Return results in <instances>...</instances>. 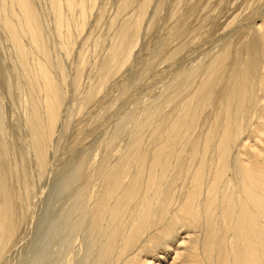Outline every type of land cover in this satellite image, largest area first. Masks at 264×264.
Listing matches in <instances>:
<instances>
[{
	"label": "bare ground",
	"instance_id": "1",
	"mask_svg": "<svg viewBox=\"0 0 264 264\" xmlns=\"http://www.w3.org/2000/svg\"><path fill=\"white\" fill-rule=\"evenodd\" d=\"M86 1L87 0H85V2ZM189 1L186 2L187 4L184 7L179 4L180 2L176 1L181 5V10L179 9L181 14L178 19V21L181 20V23L175 30L172 29L174 33L172 31L170 32L177 35V37H184L185 34L191 36L189 41L193 46L190 47L193 48L194 57L192 60L189 59L191 56L188 55L190 57L187 58L188 56H185V59H189L190 62L192 60L191 63L194 64V66L191 64V67L189 64V69L183 66L182 70L180 66V68L177 69V71L180 69L179 73L177 72L178 74H175L176 77L173 75L172 77L174 78L166 85L167 88L164 86L165 89L163 88V91L167 90V92H165L169 94L166 95L167 98L163 97L169 102L168 106H170V103H173L175 109L173 110L171 108V119L169 116V119H166L167 122L164 125H159V127L161 126L159 129L161 130L157 129V123L156 127H153V129H156L153 131L150 130V133H153L155 137H162V134L166 133L168 136L166 137L165 135L167 140H161V144L158 143L154 151L152 149L153 153L150 155L151 158L147 155L150 151L146 152L144 140H146L149 135H146L147 132L144 133L147 136L144 139L145 135L143 132L150 129L152 124H154V120L156 121L163 116V112L165 111L163 104H158L157 102H160L161 99L156 100L155 98L154 100H156V103L153 102L154 104H150L151 108H149L150 105L148 106L149 109H146L145 115L143 114L145 116L143 117L144 119L141 118L143 120L140 118L138 120L139 114H137L138 117L135 116L137 118L134 117L137 112H134V115H127L124 113L126 115H122L124 116V120L121 118L122 116H120L123 121L130 120L133 124V131L130 132V138L128 139L127 137L128 140L125 139V141H127L122 149V153H120L121 155H118V151L115 148L117 143V132L115 130L112 134H105L103 137L104 139H102L101 142L105 147L103 148L102 146L103 149L101 148L102 153H104L102 155L100 153L102 156H100V159L98 154H95V152L94 154L92 153V149H90L91 152H86L90 148L89 146L91 144L89 145V143L86 151L83 147L80 149L82 150L80 153L77 150L78 154H73L71 156L66 154L70 156L68 157L69 159L67 158L68 161H65L67 164L64 163V166L59 164L62 168L59 171L56 170L58 173L54 174L50 187L51 190L48 192V196L46 195L47 197L45 200H43V213H41L39 217L37 216L38 218H35V225L34 227L32 226L33 233L30 231V233L33 234V239L25 252L26 255L30 254V257L28 256L30 260L27 264L73 263L78 259L77 257L80 254L78 250L80 249L79 247H81L79 246L80 240L86 237H89L87 254H85L84 258L81 257V254L80 258L82 259L76 261L75 264H158L160 261H156L153 258L156 254L150 259L141 257L143 251L147 250L145 248L149 247L155 238H158V240H166V237H168V240H174L171 235H178L182 230L185 231V233L182 231L183 235H181L180 238L178 237L179 239L175 236V239H177L176 242L172 241L175 244L172 242L173 245L168 242L170 246L169 244H163V246H168L166 254L163 256L160 255V258L158 256V259L162 260L161 262H163V264H264V0H243L239 2L236 7L231 3L232 7H234V9H231L233 12L227 19L225 18L226 21L221 26L222 33L220 34L217 32L220 35H218V38L213 36L214 39L212 36L211 38L206 37L207 39H203V34L198 32L199 28H194L196 26L195 23L192 24L195 25L193 29L191 30L189 28V31H187L188 27L185 21L188 18V12L191 14L196 9L195 13L197 12L198 15L197 18L195 17L196 20L193 21H195L197 25H199L198 23L201 24L203 18L206 17V13H201L202 9L199 8L202 2L204 1L205 3L207 1L208 3H213L215 7L218 3L217 1L220 2V0H193L191 4L194 8L187 12V10L192 7L191 4V7L188 6ZM85 2L82 0H51L50 4L54 14V24H56V30L61 37L69 36L70 38V34L73 35L71 31H73L75 27L73 30L66 28L68 23H71L69 20L73 14L71 13V16L69 12L72 7H76L79 11L77 14L79 20L77 22L81 21L82 24H86L90 11H86ZM88 2H91L90 4H92V6H96L97 4L95 0H90ZM132 3V0H121V3L117 4V10L128 8ZM64 6L69 9V12L63 11ZM186 7L189 8L187 9ZM221 8L222 6H220L219 9ZM38 10L40 9L38 8ZM144 10L146 11V9ZM75 12L77 13L76 10ZM195 13H193L191 17H194L193 15ZM211 13L213 12L211 11ZM87 14L88 17L86 16ZM138 18L139 19L136 17L137 20L135 22L132 20L134 26L131 22L129 24L128 21L123 22L121 26H117L121 43H118V46L112 45L109 47L107 58L105 57V59L98 64V70L96 68L98 72L97 75H94L96 76L95 79L93 78V80L89 82L90 84H88L87 89L85 88L86 90L82 87L84 90L81 89L82 92L79 88V83L82 80L81 77L84 74V70L87 65H89L87 63L89 58L85 55L86 53H82L84 49L80 50L81 53L80 56H78L80 60L73 79L75 93L81 92L78 93L81 95L76 94L78 102L76 101L77 98L74 102L75 106L77 103V114H79V111L82 113L85 108H92L91 106L93 104L90 106V103L96 100L100 93L102 94L100 91L105 89H102V87L107 85L112 75L117 74L127 64L131 54H129V58L128 55L123 56V52L119 47L123 43H131V30L134 29L137 32L139 24L142 22V16L140 15ZM210 18L211 17H209L208 20ZM0 19L3 20L6 26L5 28H7L9 32L8 38L10 37L14 48L15 61H17V65L21 68L19 71V78H21L20 83L14 84L11 82L14 84L11 85L8 83L9 80L6 79V90L7 93L8 91L10 93L15 91L17 97L13 95V101L16 100L17 102L22 98L20 108L22 111L19 112V116L23 119L24 124H22L27 130V132L24 131L26 133L25 136L28 137L26 140L27 144L25 142V145H20L22 143H19L17 138L15 139L17 135L13 134L15 137L12 136V129L9 130L10 125L9 122L7 123L8 118L6 122L3 119V116H5L3 112L5 113V111H3L4 109L2 110V106H0V259H2V255H4L9 248L13 247V242H16L15 239L17 240L16 235L18 233L16 232H18L19 222L23 218L22 214L25 215L27 213L28 215L30 211L27 205L30 206L31 192L34 191L33 186H35V182L32 177L33 174H30L31 171L29 172V169L32 165L35 166L34 164L36 163L37 173L35 174L42 176L46 170L49 169L48 167L52 162H50V159H54V157L50 155L49 146L51 145V141L53 142L51 138L54 139L55 137L53 136L54 131L55 134L58 133L56 130L58 129V124L61 123V110L66 101L67 89H65L64 86V74L63 71H61L62 69L59 75H56L58 72L55 73L57 68L55 72L53 71L54 73H52L53 69L49 70V52L51 48L49 51L47 48L48 44L47 46L45 44V40L47 39L44 34L47 30L44 31V21L36 11L33 0H0ZM236 20L237 23L241 20V23H236L237 26H232ZM65 22H68L66 26H64ZM176 23L177 25L179 24L178 22ZM72 24L70 27L73 26ZM76 24L78 25V23ZM141 24L143 25V23ZM211 25H208V27ZM81 27L83 26L81 25ZM83 28H85V26ZM113 29H115L114 23ZM201 31L203 32V30ZM207 32L208 31H206V33ZM172 33L170 35H172ZM55 34H57V32ZM188 36H186V38H188ZM72 37L73 36H71V41L73 39ZM76 37L79 38V36ZM168 39H171V37ZM178 41L176 40L174 42ZM218 42H221V44L219 48L216 49ZM179 44L177 43V45ZM63 46H65V44ZM63 46L61 47L63 48ZM71 46H74V44ZM67 47L68 46H66V49ZM70 48L74 50L72 47ZM175 48L176 47H173L174 51ZM187 48L189 49V47ZM128 49H132V47ZM70 50L69 52H71ZM161 50L162 49H160V51ZM58 51L60 50L58 49ZM66 52H68V49ZM1 53L3 54V52ZM162 53H164V49ZM165 54L167 53H164V55ZM171 54L173 55V52L170 53V55ZM164 55L162 56L163 58ZM51 57L53 56L51 55ZM181 57L180 61H182ZM54 66L50 67L53 68ZM111 68H113L112 71ZM152 68L153 66L150 68V72ZM10 71L11 70L8 72L7 68L9 77L10 73L13 72ZM139 72L141 74L142 71L139 70L138 75ZM146 72L143 74H146ZM5 74L7 73L5 72L4 75L1 74L3 78ZM14 74H16V72ZM14 74H12V76ZM8 76H6V78ZM143 76L144 75L141 77ZM2 77L0 76V79H2ZM165 82L166 81H164V83ZM132 83H135V81ZM126 88L127 87H124L122 90L124 91ZM165 92H162V94ZM165 100L164 102L167 103ZM136 103H138V101ZM94 108L95 107L92 108L91 112H93ZM168 110L167 108V111ZM139 112L141 113V111ZM170 113L168 111V114ZM77 114L74 115L77 116ZM86 115L84 119L88 116ZM79 116H81V114H79ZM79 116H77V118ZM88 117L87 121L89 119ZM94 117L95 116H93V118ZM122 120L119 119L118 121L121 122ZM160 120L162 121V119ZM115 121L118 122L117 120ZM163 121L162 123H164ZM119 122L118 125L120 126L122 123ZM59 125H62V123ZM162 126H164L163 130ZM126 127L128 128V126ZM125 129L123 131H125ZM180 130H184L185 132L192 131L194 135L191 137V142L189 141L190 144L186 145L184 150L183 148L182 150L175 149V144L182 138ZM87 135L88 134H86L85 139ZM169 137L170 139H168ZM149 141H151V138ZM156 141L154 139V143ZM151 144H153V142ZM70 150L72 151V149ZM70 150H68V152ZM28 155L31 156L32 160L30 158L27 159ZM111 156L114 157L113 160ZM97 158L99 160H97ZM173 159H175L174 161L176 162H174ZM12 160L15 163H13ZM171 160L174 162L172 164L176 166V172L174 173L172 169L171 171L174 174L168 177L167 172ZM58 161L62 160L59 158ZM109 161H111V163ZM28 163L32 164L29 165L30 168ZM208 164H211L213 168L211 176L212 182L209 180L211 184L207 186L206 192H202L201 190H203V188L201 187L200 189L199 183L202 182L206 177L205 174L208 173ZM229 173H231L230 177L232 176L239 180L237 183L235 179L238 184L235 190L231 186V181L226 178V175ZM128 174L131 175V180L129 177V186L125 187V189H122L123 191L120 192V189L125 185L126 179L128 180V178H125L129 176ZM184 176H186L185 179L190 176L191 188L187 192H183V190L180 194L178 193L179 195L176 194L177 191H175V193L172 189L173 192H170V185L177 182L179 177L184 179ZM61 179H63V183L59 181ZM96 180H100L101 182L96 183ZM187 181L189 183L188 178ZM183 182L185 183L186 181ZM188 183H186V188H189ZM76 184L78 186L73 189ZM179 186H181V184ZM177 188L179 189V187ZM64 197L66 198L67 206L65 208L67 209H65L63 213L61 212L62 208H60L61 210L56 208L57 210L55 209L54 211L56 203L59 200L60 202L61 200L64 201ZM61 203L63 205V202ZM34 208L35 207L32 209ZM32 214L33 211L31 210L29 215H31L34 220V215ZM19 215L21 216L19 217ZM184 226L185 228H183ZM58 236H61V241L56 240ZM47 239H52L54 243L55 240L59 241L57 242L58 245L62 242V244L60 243L62 247H60L65 248H59L61 250L57 249L58 254L56 253V248L58 247L54 248L55 254H52V251H50V258L55 257V260L51 259V261H46L48 260L47 251H43L42 249H46L48 246L47 243L50 242L49 245L51 244V241H45ZM87 240L88 239H86V241ZM163 242H161V244ZM39 246H42V248ZM49 247L51 248L50 250L53 249L51 245ZM64 250H66V253L62 260V256L59 255V253L61 251L64 252ZM8 251L10 252V250ZM159 252L158 255L160 254ZM171 252H173V254L175 253L174 256ZM161 254H164V250ZM6 255H4V257H6ZM25 259L28 260L27 257ZM26 260L23 258L24 263H26Z\"/></svg>",
	"mask_w": 264,
	"mask_h": 264
},
{
	"label": "rangeland",
	"instance_id": "2",
	"mask_svg": "<svg viewBox=\"0 0 264 264\" xmlns=\"http://www.w3.org/2000/svg\"><path fill=\"white\" fill-rule=\"evenodd\" d=\"M83 2H85V0H82ZM88 1H90V0H87L86 2H88ZM133 1V3H132V7L131 6H129L128 8H125V9H123V10H117V4L118 3H121V0L119 1V0H95V2L97 3H95L96 4V6L94 5V6H92V4H90L89 2L88 3H86L85 2V7H86V11L87 12H89L88 14H89V17H88V14L86 15L88 18H87V22H88V24H87V22H86V24L84 25V24H82L81 23V21L80 22H77L78 20H79V16L77 15L78 14V9L76 8V7H72V9L70 10V12H69V9L66 7V6H64L63 7V11L65 10L66 12H69V14H73V16H72V14H71V19L69 20V22H71L70 24L68 23V22H65V25L64 26H66L67 25V23H68V25L67 26H69V27H67L66 26V28L67 29H69V30H73V28H74V30L73 31H71V33H73V35L72 34H70V38H69V36H64V37H61L59 34H58V31L56 30L57 28H56V24H54L55 22H54V14H53V12H52V10H51V4H50V2H51V0H33V4L35 5V9H36V11L38 12V14L42 17V19H43V21H44V31H46L44 34H45V38L47 39V40H45V44H46V46H47V44H48V46H47V48H48V50L50 51V48H51V54H50V52H49V70H52V73H54L56 70V72L55 73H57L58 72V74H56V75H59L60 74V70L61 71H63V74H64V86H65V89H67V93H66V101H65V104H64V106H63V108H62V110H61V123H62V125H59V124H61V123H59L58 124V129L56 130V132H58V133H56L55 134V131H54V134H53V136H55L54 137V139L53 138H51L52 140H53V142L51 141V145L49 146V152H50V155H52V157H54V161L53 160H51L50 159V162H51V164H50V166L48 167L49 169H47L46 170V172L44 173V175H42V176H38V174H35V173H37V171H36V163L34 164L35 166H33L32 164H29L28 163V166L29 165H32L31 166V168H30V166H29V172H30V174L32 175H34V176H38L37 178L36 177H34L33 175H32V177H33V180H34V182L36 183H34L33 182V180H32V182L34 183V185L35 186H33V192H31V194L33 195V196H35V197H33L32 195H31V201H30V206L29 205H27L29 208H30V211L28 212L29 214L31 213V210L33 211V214L32 215H34L33 217H34V220H33V218L31 217V215H27V213L25 214V215H23L22 214V216H23V218H22V220H20V222H19V228H18V232H16V233H18L17 235H16V238H17V240L15 239V241L16 242H13L14 243V245H13V247H11V248H9L8 250H10V252L7 250L6 251V253H4V255H6V257H4V255H2V259H0V264H27V263H29L28 261L30 260V259H28L30 256V254L29 255H26L25 254V252L27 251V247L29 246V244H30V242L32 241V239H33V227H34V225H35V221H36V219L35 218H38L39 217V215L41 214V213H43V210L42 209H44V204H43V200H45V198L48 196V192H50V190H51V182L53 181V177H54V174L55 173H58L57 171H59L62 167L60 166V165H62V166H64L65 164H67V162H65V161H68V157H70L71 155H73V154H78V152L80 153L82 150H80V149H82L83 147H84V149H85V151H86V149H88V146L90 147L89 148V150H87L86 152H88V151H90L91 152V150L90 149H92V153L94 154V152H95V154H98L97 156L99 157V159H100V156L104 153H102V150H101V148H102V146H103V148L105 147L103 144H102V139H104L103 137L105 136V134H108V135H110V134H112V132L115 130L117 133H116V141H117V143H116V146H115V148H116V150L118 151V155H121L120 153H122V149H123V147L125 146V143H126V141L130 138L129 136H130V132H132L133 131V124L131 123V121L130 120H125V121H123L124 120V116H122L124 113L125 114H127V115H129V114H132V115H134L136 112V115H134V117L135 116H137L138 117V115L137 114H139V117H138V120H139V118L141 119V118H143V117H145L144 115V113H145V111H146V109H149V108H151V105L150 104H154L153 102H155L156 100H159V99H161V101H163L164 102V97L165 98H167L166 97V95L167 94H169V93H166L167 92V90H165V91H163V88H164V86H166V85H168V83H170L171 81H172V79L174 78V77H176V75L175 74H178L179 73V70L177 71V69L178 68H180V66H181V70H182V67L183 66H186V67H184V68H187V69H189L188 68V66H189V64H190V66H191V62H192V60H193V57H194V53H193V46L190 44V39H191V36H188V35H186L185 34V38H186V36H188V38H184V37H180V36H178L177 37V35H175V34H173L174 33V30L180 25V21L181 20H179L178 21V19L180 18V14H181V12H180V10H181V8H180V6L182 5V7H184V6H186V2H188V1H186V0H132ZM147 1V2H146ZM180 2L179 4H181V5H179L177 2ZM186 1V2H185ZM233 1V2H232ZM241 1H243V0H220V2L219 1H217L218 3L215 5V7L213 6L214 4L213 3H208L207 1L204 3V1L202 2V4L200 5V9H202L201 10V13H206V17H204L203 18V20L201 21V24L200 23H198L199 25H197V23L195 22V21H193V20H196L195 19V17L197 18V12L195 13V11H196V9L194 10V12H192L191 14L188 12V11H190L192 8H194V6H192V4L191 3H193V0L191 1H189V5L188 6H190V4H191V8L190 9H188L187 7V12H188V18L186 19V21H185V24L187 25V27H188V30L187 31H189V28L192 30L193 29V27L194 28H196L197 27V29H198V32L200 33H202L203 34V36H202V34H201V36L203 37V39H207V38H211V36L213 37V36H215V38H218L219 36L218 35H220L221 33H222V29H221V26H222V24L226 21V19H227V17H229L230 16V14H232V12H233V10H231V9H234V7H232V4H233V6H235L236 7V5L237 4H239V2H241ZM111 2V3H110ZM185 2V3H184ZM235 2V3H234ZM108 3V4H107ZM204 3V4H203ZM222 3V4H221ZM232 3V4H231ZM88 4V5H87ZM143 4V5H142ZM185 4V5H184ZM207 4H209V5H207ZM221 4V5H220ZM228 4V5H227ZM37 5V6H36ZM100 5V6H99ZM203 5V6H202ZM230 5H231V7H230ZM90 6V7H89ZM143 6V7H142ZM206 6V7H205ZM220 6H222V8L221 9H219L220 8ZM228 6V7H227ZM40 9V10H38V8ZM66 7V8H65ZM92 7H95V8H92ZM115 7V8H114ZM131 7V8H130ZM145 7V8H144ZM203 7V8H202ZM205 7V8H204ZM226 7V8H225ZM91 8V9H90ZM143 8V9H142ZM208 8V9H207ZM230 8V9H229ZM74 9V10H73ZM104 9V10H103ZM106 9V10H105ZM144 9H146V11L144 10ZM180 9V10H179ZM213 9V10H212ZM42 10V11H41ZM75 10L77 11V13L75 12ZM113 10V11H112ZM132 10V11H131ZM141 10V11H140ZM144 10V11H143ZM229 10V11H228ZM41 11V12H40ZM125 13H124V12ZM140 13H139V12ZM203 11V12H202ZM209 11V12H208ZM211 11L213 12V13H211ZM214 11H216V12H214ZM221 11V12H220ZM226 11H228V12H226ZM117 12H118V14H117ZM122 12H123V14H122ZM130 12V13H129ZM132 12V13H131ZM144 12V13H143ZM208 12V13H207ZM220 14H219V13ZM75 13H76V15H75ZM92 13V14H91ZM129 13V14H128ZM193 13H195L193 16L194 17H191L192 16V14ZM201 13H200V15H201ZM66 14V13H65ZM68 14V13H67ZM139 14V15H138ZM211 14V15H210ZM223 14V15H222ZM120 15V16H119ZM129 15H130V17H129ZM140 15L142 16V18L144 19H142L141 18V23H143V25L140 23L139 24V27H138V29H137V32L134 30V29H132L131 30V33H130V39H132V41H131V43H123L120 47H119V49L120 50H122V52H123V56H127L128 55V58H129V54H131V57H130V59H128V62H127V64L117 73V74H114V75H112L111 76V78L109 79V81L107 82V85H104L105 87H102V89H104V90H101L100 92H102V94L100 93V95H98L97 97H95V98H97L96 100H93L91 103H90V106L93 108V107H95L94 108V110H93V112H91V110H92V108H90V107H88V109H84V110H86V111H84L83 110V112L81 113V111H79V114H81V116H79V114H77L76 112H78V110H77V103H76V106H75V100H76V98H77V102H78V97H77V95L76 94H78V93H81L82 92V90H83V88H84V90H86L87 88H88V84H90L89 82L91 81V80H93V78L95 79V77L96 76H94V75H97V72L98 71H96V68H97V70L99 69V66H98V64L100 63V62H102L104 59H105V57L107 58V56H108V50H109V47L110 46H112V45H117L118 46V43L120 44L121 43V38H120V35H119V29H118V27L117 26H121L122 24H123V22H125V21H128L129 22V24H130V22H131V24L133 23L134 24V22L137 20V19H139L138 17H140ZM176 15V16H175ZM209 15V16H208ZM214 15V16H213ZM75 16V17H74ZM125 16V17H124ZM152 16V17H151ZM217 16V17H216ZM73 17H74V19H73ZM77 17V18H76ZM100 19H99V18ZM128 17H129V19H128ZM136 17H137V19H136ZM169 17V18H168ZM173 17V18H172ZM209 17H211L209 20H208V18ZM112 18V19H111ZM216 18H217V20H216ZM226 18V19H225ZM76 19V20H75ZM97 19V20H96ZM110 19V20H109ZM125 19V20H124ZM135 19V20H134ZM151 19V20H150ZM189 19V20H188ZM191 19H192V22H191ZM225 19V20H224ZM74 20V21H73ZM100 20V21H99ZM134 22H133V21ZM170 20V21H169ZM188 20V21H187ZM208 22H207V21ZM214 20V21H213ZM104 21V22H103ZM150 21V22H149ZM168 21V22H167ZM190 21V22H189ZM92 22H93V24H92ZM112 22V23H111ZM170 22V23H169ZM176 22H178L179 24L177 25V23ZM186 22H188V23H186ZM203 22V23H202ZM3 23V20L2 19H0V49H2V50H0V67H1V71H3L4 73L6 72L7 74H5V79L2 77V75H4V73L3 72H1L0 71V73L2 74H0V76L2 77V79H0V106H2L1 108H2V110L3 111H5V113L3 112V114L5 115V116H3V119L5 120V122H6V120H7V118H8V120H7V123L9 122V130H11L12 129V131H11V134H12V136H14V135H17V137H15V139L17 138V140H18V142L19 143H22V144H20V145H25V142H26V140L28 139V137L27 136H25L26 135V133L25 132H27V130L25 129L26 127H24L23 126V124H24V122H23V119L22 118H20V114H19V112H21L22 111V109H20L21 108V99L22 98H20L19 100L20 101H17L16 102V100L15 101H13L14 100V96L13 95H15L16 96V93H15V91L14 92H12V93H10L9 91H8V93H7V84L5 83V80L6 79H8L9 80V82L8 83H10L11 85H14L15 83H17V84H19L20 83V81H21V78H19L20 77V70H21V68L19 67V65H17L18 63H17V61H15L16 59H15V53L13 52V46H12V42H11V39H10V37L8 38V36H9V32H8V30H7V28H5L6 26L4 25V23ZM73 23V24H72ZM76 23H78V25L76 24ZM80 23V24H79ZM113 23H114V28L115 29H113ZM195 23V25H192V24H194ZM207 23H208V25H211L210 27H208V25H207ZM237 23V20L234 22V25L232 24V26H237V24H239V23H241V20L240 21H238V23ZM54 24V25H53ZM73 25V26H71L70 27V25ZM74 24H75V26H74ZM103 24V25H102ZM112 24V25H111ZM132 24V25H133ZM190 26H189V25ZM81 25L84 27L85 26V28H83V27H81ZM102 25V26H101ZM107 25V26H106ZM108 25H109V27H108ZM176 25V26H175ZM204 25V26H203ZM207 25V26H206ZM1 26H3L4 27V29H3V27H1ZM116 26V27H115ZM134 26V25H133ZM168 26V27H167ZM192 26V27H191ZM199 26V27H198ZM206 26V27H205ZM77 27V28H76ZM80 27V28H79ZM174 27V28H173ZM203 27H205V28H203ZM214 27V28H213ZM216 27V28H215ZM54 28V29H53ZM72 28V29H71ZM81 28H82V30H81ZM140 28V29H139ZM210 30H209V29ZM219 28V29H218ZM80 29V30H79ZM106 29V30H105ZM108 29V30H107ZM165 29V30H164ZM172 29H174V30H172ZM211 29H212V31H211ZM213 29H214V31H213ZM235 29V28H234ZM4 30V31H3ZM54 30H55V32H54ZM77 30V31H76ZM139 30V31H138ZM190 30V31H191ZM201 30H203V32L201 31ZM82 31V32H81ZM113 31V32H112ZM117 31H118V33H117ZM167 31V32H166ZM170 31H172V32H170ZM206 31H208L207 33H206ZM7 32V33H6ZM57 32V34H55ZM78 32V33H77ZM80 32V33H79ZM90 32V33H89ZM115 32V33H114ZM220 33V34H218V33ZM96 33V34H95ZM168 33H169V37H168ZM172 33V35H170ZM206 33V34H205ZM80 34V35H79ZM114 34V35H113ZM211 34V35H210ZM138 35V36H137ZM174 35V36H173ZM204 35H205V38H204ZM207 35V36H206ZM216 35H217V37H216ZM6 36V37H5ZM59 36H60V39H59ZM71 36H73L72 38V41H71ZM76 36H79V38H77ZM103 36V37H102ZM113 36H115V37H113ZM48 37V38H47ZM66 37H67V39H66ZM171 37V39H168V38H170ZM175 37V38H174ZM207 37V38H206ZM5 38V39H4ZM69 38V39H68ZM176 38H179V39H176ZM51 39V40H50ZM63 39V40H62ZM136 41H135V40ZM164 39V40H163ZM178 41V42H174V41H176V40ZM184 39H185V41H184ZM213 39H214V37H213ZM49 40H50V43H49ZM66 40V41H65ZM69 40H70V42H72V43H70L69 42ZM116 40H117V42H116ZM168 40V41H167ZM169 40H171V41H169ZM62 41V42H61ZM110 41H112V42H110ZM180 41H181V43H180ZM188 41V42H187ZM47 42V43H46ZM187 42V43H186ZM2 43V44H1ZM63 43V44H62ZM68 43H69V45H68ZM90 43V44H89ZM177 43L179 44V45H177ZM189 43V44H188ZM62 44V45H61ZM65 44V46H63ZM72 44H74V46H71ZM76 44V45H75ZM108 44V45H107ZM130 44V45H129ZM137 44V45H136ZM172 44H173V46H172ZM184 44V45H183ZM185 44H186V46H185ZM217 44V43H216ZM221 44V42H218V46L216 45V49H218L219 48V45ZM2 45H4V46H2ZM50 45V46H49ZM86 45V46H85ZM88 45V46H87ZM125 45V46H124ZM129 45V46H128ZM61 46H63V48L61 47ZM66 46H68L67 47V49H68V52H69V50L71 49L70 47H72L74 50H70L71 52H69L70 54H71V56H70V54L68 53V52H66L67 51V49H66ZM70 46V47H69ZM128 48H131L132 47V49H128ZM182 46V47H181ZM190 46H192V47H190ZM172 49H170V48ZM173 47H176L175 48V51H174V49H173ZM187 47H189V49L187 48ZM79 48V49H78ZM81 48V49H80ZM89 48V49H88ZM179 48V49H178ZM184 48V49H183ZM190 48H191V50H190ZM58 49L60 50V51H58ZM65 49H66V51H65ZM78 49V50H77ZM84 49V52H82V53H86L85 55H87V57L89 58L88 59V64L89 65H87V67L89 68H87L86 67V69L84 70V74L82 75V77H81V81H80V83H79V88H80V90H81V92H76L75 93V91H74V88H73V79H74V77H75V72L77 71V67H78V64H79V57L78 56H80V53H81V51L80 50H83ZM85 49H87V50H85ZM125 49H126V51H125ZM160 49H164V53H167V54H165L166 55V58L168 59H166L165 58V55H164V53H162V50L160 51ZM63 52H62V51ZM127 50H129V51H127ZM159 50V51H158ZM169 50V51H168ZM171 50V51H170ZM190 50V51H189ZM78 51V52H77ZM87 51H88V54H87ZM180 51V52H179ZM1 52H3V54L1 53ZM154 52V53H153ZM158 52V53H157ZM161 52V53H160ZM173 52V55L171 54L170 55V53H172ZM176 52V53H175ZM178 52V53H177ZM183 52H184V55H183ZM56 55H55V54ZM69 54V56H68V54ZM90 53V54H89ZM78 54V55H77ZM163 54L164 55V58L161 56V55ZM13 55V56H12ZM39 55V54H38ZM51 55L53 56V57H51ZM68 57H67V56ZM120 55H121V52H120ZM119 55V56H120ZM170 55V56H169ZM188 55H190V56H188ZM54 56H56V57H54ZM73 56V57H72ZM145 56V57H144ZM181 56H183V57H181ZM185 56H188L187 58H189V59H192L191 60V62H190V60L189 59H185ZM74 57H75V59H74ZM146 57H148V58H146ZM169 57V58H168ZM180 57L182 58V61H180ZM159 58H161V59H159ZM153 59H154V61H153ZM171 59V60H170ZM55 60V61H54ZM138 61V62H137ZM149 61V62H148ZM179 61H180V63H179ZM190 62V63H188V62ZM92 62V63H91ZM151 62H152V64H151ZM154 62V63H153ZM55 63V64H54ZM64 67H62L60 64ZM71 63V64H70ZM145 63V64H144ZM164 63V64H163ZM13 64V65H12ZM58 64H59V66H58ZM181 64V65H180ZM7 65V66H6ZM55 65V66H54ZM57 65V66H56ZM70 65V66H69ZM145 65H146V67H145ZM153 66V68L151 69V72H150V68ZM159 65V66H158ZM4 68H3V67ZM9 66V67H8ZM52 66H54L53 68H51ZM91 66V67H90ZM95 66V67H94ZM97 66V67H96ZM144 66V67H143ZM158 66V67H157ZM192 66H194V64H192ZM191 66V67H192ZM8 68V72H9V70H11L10 72H12V73H10V77L8 76L9 74H8V72H7V68ZM174 67V68H173ZM190 67V68H191ZM57 68V69H56ZM91 68H92V70H91ZM149 68V69H148ZM155 68V69H154ZM56 69V70H55ZM75 69V70H74ZM112 69L113 68H111V71H112ZM5 70V71H4ZM16 70V71H15ZM142 71L141 72V74H140V72H139V75H140V77H139V75H138V71ZM147 72H146V71ZM159 72H157V71ZM168 70V71H167ZM18 71V72H17ZM54 71V72H53ZM74 71V72H73ZM153 71V72H152ZM16 72V74H14ZM122 72V73H121ZM146 72V74H143V73H145ZM158 73V75H157V73ZM178 72V73H177ZM149 73V74H148ZM173 73V74H172ZM12 74H14L13 76H12ZM120 75V76H119ZM142 75H144L143 77H141ZM174 75V77H172ZM6 76H8L7 78H6ZM73 76V77H72ZM119 77V78H118ZM131 77V78H130ZM134 78V80H133V78ZM154 77V78H153ZM10 78V79H9ZM136 78H137V80H136ZM141 78V79H140ZM133 80V81H135V83H132L133 81H131V80ZM169 79V80H168ZM3 81V83H4V85H3V83H2V81ZM7 80V81H8ZM10 80H13V81H10ZM67 80V81H66ZM130 81V82H129ZM140 81V82H139ZM162 81V82H161ZM164 81H166L165 83H164ZM169 81V82H168ZM14 83V84H12V83ZM122 83V84H121ZM137 83V84H136ZM140 83V84H139ZM163 83V84H162ZM111 84V85H110ZM125 84V85H124ZM132 84V85H131ZM150 84V85H149ZM122 85V86H121ZM137 85V86H136ZM152 85V86H151ZM158 85H161V86H158ZM127 87L124 91H126V92H124L122 89L124 88V87ZM148 86V87H147ZM67 87V88H66ZM70 87V88H69ZM83 87V88H82ZM121 87H123V88H121ZM134 87V88H133ZM3 88V89H2ZM86 88V89H85ZM166 88H167V86H166ZM165 89V88H164ZM79 90V91H80ZM83 90V91H84ZM151 90V91H150ZM154 93H153V92ZM162 92H165V93H163L162 94ZM2 93V94H1ZM6 93V94H5ZM126 93V94H125ZM137 93V94H136ZM149 93V94H148ZM75 94V95H74ZM120 94H121V96H120ZM124 94H125V97H124ZM134 94V95H133ZM141 96H139V95ZM145 94V95H144ZM153 94V95H152ZM162 96H161V95ZM8 95V96H7ZM68 95V96H67ZM73 95V96H72ZM78 95H81V94H78ZM102 95H104V96H102ZM160 95V96H159ZM75 96V97H74ZM101 96V97H100ZM123 96V97H122ZM127 96V97H126ZM138 96V97H137ZM150 96V97H149ZM164 96V97H163ZM17 97V96H16ZM100 97V98H99ZM147 97H148V99H147ZM69 98V99H68ZM106 98V99H105ZM140 100H139V99ZM156 98V100H154ZM11 99V100H10ZM124 101H123V100ZM138 99V100H137ZM70 100V101H69ZM79 100H80V96H79ZM69 101V102H68ZM98 101V102H97ZM138 101V103H136ZM159 102V101H157L158 102V104H163V106H164V109H165V111L163 112L164 114H163V116H161V117H163V118H159L158 120H154V124H152V129H151V127H150V129H147L146 131H144L143 132V134L144 133H146L147 132V136L148 137H150L151 138V141H149V139L150 138H148L145 134V136H144V139H145V137H147V139L146 140H144V148L146 149V152H149V153H147V155H149V157H150V155H152V149H153V151H154V148H156L155 146H157L158 145V143L159 144H161V142L164 140H167V138L166 137H168L167 136V134L165 133V134H162V137H155L154 135H153V133H150L151 131H153V130H155V129H153V127H156V123H157V126H158V130H161V129H159V128H161V126L159 127V125H161V124H165L166 122H167V120L166 119H169V116H170V119H171V116H172V110H171V108L174 110L175 109V106L173 105V103H170V106H168L169 105V102L167 101V100H165V101H167V103H163V102ZM71 102H73V103H71ZM117 102V103H116ZM95 103V104H94ZM106 103V104H105ZM156 103V102H155ZM13 104V105H12ZM20 105V106H18V105ZM124 104V105H123ZM142 104V105H141ZM8 105H10V106H8ZM150 105V106H149ZM173 105V106H172ZM146 106V107H145ZM148 106H149V108H148ZM87 107V106H86ZM104 107V108H103ZM111 107V108H110ZM68 108V109H67ZM107 108V109H106ZM114 108V109H113ZM167 108L169 109L168 111H169V113L170 114H168V111H167ZM90 109V110H89ZM20 110V111H19ZM143 110H144V112H143ZM90 111V112H89ZM98 111V112H97ZM127 111H128V113H127ZM130 111V112H129ZM139 111H141V113L139 112ZM167 111V112H166ZM73 112H74V114H77V116H79L78 118H77V116L76 115H74L73 114ZM88 112H89V114H88ZM133 112V113H132ZM135 112V113H134ZM13 113V114H12ZM121 113V114H120ZM89 116H87V115ZM113 114V115H112ZM124 114V115H125ZM144 114V115H143ZM165 114H166V116H165ZM65 115V116H64ZM87 116L89 119H88V121H87V117H85V119H84V116ZM143 115V116H142ZM9 116V117H8ZM67 116V117H66ZM68 116H69V118H68ZM73 116V117H72ZM92 116V117H91ZM93 116H95L94 118H93ZM120 116H122L121 118H123V120L120 118ZM126 116V115H125ZM113 117V118H112ZM137 117H135V118H137ZM83 118V119H82ZM68 119V120H67ZM93 119V120H92ZM122 120L123 121V123H122V121L121 122H119L118 120ZM144 119V118H143ZM143 119H141V120H143ZM160 119H162V121L164 122V123H162V121L160 120ZM90 120V121H89ZM97 120V121H96ZM101 120V121H100ZM115 120H117L119 123H122L120 126L118 125V122H116ZM11 121V122H10ZM66 121H68V122H66ZM88 123H87V122ZM96 121V122H95ZM78 122V123H77ZM116 122V123H115ZM161 122V123H160ZM6 123V124H7ZM23 123V124H22ZM90 123V124H89ZM97 123V124H96ZM100 123V124H99ZM159 123V124H158ZM81 124H82V126H81ZM86 124V125H85ZM94 124V125H93ZM102 124V125H101ZM126 124V125H125ZM63 125H65V126H63ZM75 125V126H74ZM77 125V126H76ZM87 125H88V127H87ZM101 125V126H100ZM22 126V127H21ZM66 126H67V128H66ZM81 126V127H80ZM99 126V127H98ZM112 126H113V128H112ZM126 126H128V128L126 127ZM10 127H12V128H10ZM75 127H77V128H75ZM90 127V128H89ZM94 127V128H93ZM97 127V128H96ZM118 128V129H116V128ZM132 127V128H131ZM163 127L164 126H162V130H163ZM14 128V129H13ZM72 128V129H71ZM74 128V129H73ZM81 128V129H80ZM126 128V129H125ZM66 129V130H65ZM86 131H85V130ZM91 129V130H90ZM125 129V131H123ZM130 129V130H129ZM84 130V131H83ZM120 130V131H119ZM151 130V131H150ZM16 131H18V132H16ZM25 131V132H24ZM64 131H65V133H64ZM76 131V132H75ZM92 131V132H91ZM96 131V132H95ZM119 131V132H118ZM67 132V133H66ZM81 132H82V134H81ZM94 132V133H93ZM107 132V133H106ZM127 132V133H126ZM180 135H181V139H179V141L175 144L176 146H175V149L177 150H182V148H183V150L185 149L184 147L186 146V145H189L190 143H189V141L191 142V137L192 136H194L193 135V133H192V131H188V132H185L184 130H180ZM191 132V133H190ZM92 133V134H91ZM119 133V134H118ZM150 133V134H149ZM182 133H183V135H182ZM186 133V134H185ZM14 134V135H13ZM71 134H73V135H71ZM79 134H80V136H79ZM84 134V135H83ZM86 134H88L87 135V137H86V139H85V136H86ZM90 134V135H89ZM104 134V135H103ZM132 134V133H131ZM190 134V135H189ZM77 135H78V138H77ZM123 135V136H122ZM151 135V136H150ZM164 135V136H163ZM165 135H166V137H165ZM101 136H102V138H101ZM154 136V137H153ZM188 136V137H187ZM71 137V138H70ZM76 139H75V138ZM79 137H82V138H79ZM98 137V138H97ZM119 137V138H118ZM126 137V138H125ZM127 137H128V139H127ZM166 139H165V138ZM183 137H186V138H183ZM93 138H94V140H93ZM97 138V139H96ZM118 138V139H117ZM124 138V139H123ZM152 138H153V141H152ZM158 138V139H157ZM24 139V140H23ZM80 139H81V141H80ZM85 139V140H84ZM92 141H91V140ZM99 139V140H98ZM125 139H127L126 141H125ZM154 139H155V143H154ZM168 139H170V137L168 138ZM77 142H75V141ZM121 141V142H119V141ZM162 140V141H161ZM183 140H184V142H183ZM80 141V142H79ZM86 141H88V142H86ZM160 141V142H159ZM181 141V142H180ZM74 142V143H73ZM86 142V143H85ZM98 142V143H97ZM124 144H123V143ZM145 142H147V143H145ZM153 142V144H151ZM76 143V144H75ZM88 143H89V145H88ZM95 143V144H94ZM99 143H100V145H99ZM149 143H150V145H149ZM26 144H27V142H26ZM70 144V145H69ZM83 146H82V145ZM92 144H93V146H92ZM97 144V145H96ZM102 144V145H101ZM146 144H148V145H146ZM155 144V145H154ZM182 144H184V145H182ZM85 145H86V147H85ZM153 145V146H152ZM118 146V147H117ZM182 146V147H181ZM52 149H51V148ZM92 147V148H91ZM98 147V148H97ZM148 147V148H147ZM150 147V148H149ZM25 148V147H24ZM102 148V149H103ZM181 148V149H180ZM62 151H61V150ZM70 149H72V151L70 150ZM95 149H96V151H95ZM150 149V150H149ZM68 150H70L69 152H68ZM77 150H78V152H77ZM148 150V151H147ZM76 151V152H75ZM104 151V150H103ZM120 151V152H119ZM68 152V153H67ZM99 152V153H98ZM100 153H101V155H100ZM186 153V152H185ZM65 154V155H64ZM66 154H69L70 156H67ZM54 155V156H53ZM58 155V156H57ZM186 155H188V154H186ZM66 158H65V157ZM51 157V158H52ZM102 157V156H101ZM189 157H190V155H189ZM31 159V156L30 155H28L27 156V159ZM59 158L62 160V161H58L59 160ZM63 158V159H62ZM68 158V159H67ZM113 158L114 157H112L111 156V159L113 160ZM151 158V157H150ZM58 159V160H57ZM98 158H97V160H99ZM14 160H15V158H14ZM32 160V159H31ZM71 160V159H70ZM70 160H69V163H70ZM111 160V161H112ZM175 159H173V161H174ZM111 161H109L110 163H111ZM172 160H171V163H170V166H169V170H168V172H167V176L169 177V175H171V176H173V174L176 172V166H174L172 163H174V162H176V161H174L173 162ZM12 162L13 163H15L13 160H12ZM31 162H34V161H31ZM65 163V164H64ZM54 164V165H53ZM60 164V165H59ZM64 164V165H63ZM177 165V164H176ZM210 165V166H209ZM51 166H53V167H51ZM172 166H173V168H172ZM208 166V170H207V172L208 173H206L205 174V176L207 177H205L203 180H202V182L201 183H199V187H200V189H201V187L203 188V190H201L202 192H206L205 190H206V188H207V186H209L210 184H211V182H212V180H211V176H212V170H213V168H212V166H211V164H208L207 165ZM34 167V168H33ZM212 168V169H211ZM31 169H33V170H31ZM173 169V170H172ZM211 169V170H210ZM34 170H35V172H34ZM57 170V171H56ZM174 172V173H172V171ZM170 171V172H169ZM48 174V175H47ZM129 175V174H128ZM209 175H210V177H209ZM230 175H231V173H229V174H227L226 175V178L227 179H229V181H231V186L234 188V190L237 188V186H238V182H239V180L238 179H236L235 177H230ZM170 176V177H171ZM31 177V176H30ZM41 177V178H40ZM129 177H130V180H131V175H129L128 177L126 176L125 178H128V180L126 179V182H125V185H124V187H122L121 189H120V192L121 191H123L124 189H125V187H128L129 186ZM185 177L186 176H184V179H185ZM231 179H230V178ZM187 178H188V180H189V183H188V181H187ZM185 180L184 179H182L181 177H179V179L177 180V182H175L174 184H172V185H170V187H169V190H170V192H175V191H177V193L176 194H180L183 190V192H187L190 188H191V184H190V181H191V178H190V176L189 177H187ZM31 179V178H30ZM206 179H208V180H206ZM234 179V180H233ZM235 179H236V181H237V183H236V181H235ZM209 180L211 181V182H209ZM61 183H63V179H61V180H59ZM97 182L96 183H100L101 181L99 180H96ZM183 181H186L185 183L183 182ZM206 181V182H205ZM233 181V182H232ZM14 182V181H13ZM127 182H128V184H127ZM16 183V182H15ZM185 184V186H184V184ZM186 183H188L189 184V188H186L187 187V184ZM236 183V184H235ZM127 184V185H126ZM175 184H176V187H175ZM181 184V186H179V185ZM182 184H183V186H182ZM200 184H201V186H200ZM178 185V186H177ZM234 185V186H233ZM78 185L76 184V186H74V188L73 189H75L76 187H77ZM36 187V188H35ZM172 187V188H171ZM175 188V190H174V188ZM177 187H179V189L177 188ZM180 188H181V190H180ZM185 188V189H184ZM123 189V190H122ZM173 191H172V190ZM177 189V190H176ZM179 190V191H178ZM200 191V192H201ZM34 192H35V194L37 195H35L34 194ZM71 192H73V191H71ZM178 194V195H179ZM47 195V196H46ZM65 198V197H64ZM64 198H61V199H64ZM29 199V200H30ZM28 200V201H29ZM61 202H63V205H62V203ZM61 202H60V200L56 203V205L54 206L55 208H54V211H55V209L57 208L58 210H61L60 208H62V210H61V212L63 213L64 211H65V209H67V208H65L66 206H67V204H66V198L64 199V201L63 200H61ZM65 202V203H64ZM42 204V205H41ZM33 207H35L34 209H32ZM56 209V210H57ZM21 215H19V217H20ZM29 216V217H28ZM38 216V217H37ZM24 217H25V219H24ZM32 218V219H31ZM60 219V218H59ZM33 226V227H32ZM183 228H185V226L183 227ZM182 228V229H183ZM28 230V231H27ZM30 231L32 232V233H30ZM183 231V230H182ZM180 232V233H178V235H175V234H172L171 235V237L174 239V240H172V239H169V240H171V241H169L167 238L168 237H166V240L165 239H159L158 240V238H155L154 239V241L151 243V245L149 246V247H146L145 249H147V250H145V251H143V254L141 255V257L142 258H152L155 254V256L153 257L156 261H160V262H158V264H163V262H161L162 260H159L158 259V256H159V258H160V255L161 256H163V255H165L166 254V252H167V247L168 246H163V244L164 245H168L169 243L171 244V245H173V244H175V243H173L172 241H175L176 242V240L177 239H175L176 237L178 238H180V236L181 235H183V232L185 233V231H183V232ZM198 232V231H197ZM176 236V237H175ZM170 237V236H169ZM170 237V238H171ZM178 238V239H179ZM86 239H88L87 241H86ZM49 239H47V240H45V241H47V242H49V241H51V247H53V249L52 250H50L51 248L49 247L50 245H49V243H47V247H46V249L45 248H43L42 250L44 251H47V259L48 260H46V261H51V259L52 260H55L56 258L55 257H52V258H50V251H52L51 253L52 254H55V249L54 248H56V247H58V248H56V251H57V249H59V248H61L62 247V245H60V243L62 244V242H60L59 243V245H58V243L57 242H59V241H61V236H58L57 237V239L56 240H59V241H56L55 240V243L54 242H52V239L51 240H49ZM163 240H164V242H163ZM166 241V242H165ZM83 242H84V244H83ZM161 242H163L162 244H161ZM169 242V243H168ZM173 244H172V243ZM53 243V244H52ZM88 243H89V237H86L85 239H81L80 240V245L79 246H81V247H79L81 250H82V248H83V250L81 251L80 249H78L79 250V252H80V254H79V256L76 258L77 260L76 261H78V260H80V259H82V258H84V256H85V254H87V247H88ZM156 245H155V244ZM159 243V244H158ZM167 243V244H166ZM56 244V245H55ZM83 244V245H82ZM161 244V245H160ZM170 244H169V246H170ZM26 245V246H25ZM86 245V246H85ZM155 245V246H154ZM61 246V247H60ZM162 246V247H161ZM40 248H42V246H39ZM154 247V248H153ZM158 247V248H157ZM164 247H166V248H164ZM163 248V249H162ZM25 249V250H24ZM48 249H49V252H48ZM61 249H65L64 247L63 248H61ZM61 249H59V250H61ZM85 249V250H84ZM160 249H161V251H160ZM166 249V250H165ZM67 250V249H66ZM66 250H64V252L63 251H61V252H63V253H59V255H61L62 256V260H63V256L65 255V253H66ZM158 250V251H157ZM163 250H164V254H161V253H163ZM54 251V252H53ZM160 251V252H159ZM86 252V253H85ZM158 252L160 253L159 255H158ZM174 252H175V250H174ZM57 254H58V251L56 252ZM84 253V254H83ZM172 254H173V252H171ZM26 256H25V255ZM63 254V255H62ZM81 254H82V256H81ZM175 254V253H174ZM174 254H173V256H174ZM20 255V256H19ZM50 255V256H49ZM24 258V260H26L25 258L27 257V259L28 260H26V263H24L23 262V258ZM29 256V257H28ZM80 256L82 257V258H80ZM149 256H151V257H149ZM1 258V257H0ZM6 258V259H5ZM2 260V261H1ZM4 260V261H3ZM20 260H21V262H20ZM74 261H75V259H74ZM75 261V262H76ZM23 262V263H22ZM75 262H73V263H69V264H75ZM68 264V263H67Z\"/></svg>",
	"mask_w": 264,
	"mask_h": 264
}]
</instances>
